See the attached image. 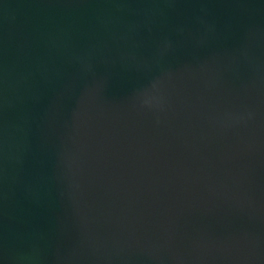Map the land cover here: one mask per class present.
<instances>
[{
  "label": "water",
  "instance_id": "water-1",
  "mask_svg": "<svg viewBox=\"0 0 264 264\" xmlns=\"http://www.w3.org/2000/svg\"><path fill=\"white\" fill-rule=\"evenodd\" d=\"M0 264H264V0H0Z\"/></svg>",
  "mask_w": 264,
  "mask_h": 264
}]
</instances>
